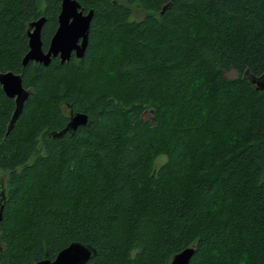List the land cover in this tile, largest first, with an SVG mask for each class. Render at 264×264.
<instances>
[{"label":"trees","instance_id":"1","mask_svg":"<svg viewBox=\"0 0 264 264\" xmlns=\"http://www.w3.org/2000/svg\"><path fill=\"white\" fill-rule=\"evenodd\" d=\"M78 1L83 56L23 66L28 24L45 17V51L61 0H0V72L29 90L6 135L0 85V264L73 241L95 249L86 264L187 247V264H264V0ZM71 112L87 123L53 135Z\"/></svg>","mask_w":264,"mask_h":264},{"label":"water","instance_id":"2","mask_svg":"<svg viewBox=\"0 0 264 264\" xmlns=\"http://www.w3.org/2000/svg\"><path fill=\"white\" fill-rule=\"evenodd\" d=\"M93 10L89 9L84 13V8L78 0H61L60 11L57 16L58 25L50 38L47 49H42L41 29L45 22L42 16L28 24V51L22 58V65L28 62H37L47 66L52 58H59L61 63L68 61L72 55L81 58L88 42L90 22ZM250 78V77H249ZM264 79L251 78V82L264 87ZM0 85L9 99H13L15 108L10 118L6 135L19 116L24 101L28 98L29 90L23 86L22 77L13 71L0 72ZM69 122L64 129L53 135L60 137L66 131H74L78 126L85 125L88 116L85 113H73L69 115ZM3 196V193H2ZM2 205L0 207V214ZM194 252L193 247H187L176 253L170 264H187ZM95 254V249L79 241H73L62 248L53 259L48 257L33 264H86Z\"/></svg>","mask_w":264,"mask_h":264},{"label":"rangeland","instance_id":"3","mask_svg":"<svg viewBox=\"0 0 264 264\" xmlns=\"http://www.w3.org/2000/svg\"><path fill=\"white\" fill-rule=\"evenodd\" d=\"M123 3H125L124 0H120ZM131 9H132V18L133 19H140L144 16L145 12H143L140 8H138L136 5H130ZM236 74L234 72H230L227 74L228 77H234ZM263 81H261V83H263ZM164 157H158L155 161V165L156 167H158L163 161H164ZM0 176L1 178L3 177L2 172H0Z\"/></svg>","mask_w":264,"mask_h":264},{"label":"flooded vegetation","instance_id":"4","mask_svg":"<svg viewBox=\"0 0 264 264\" xmlns=\"http://www.w3.org/2000/svg\"><path fill=\"white\" fill-rule=\"evenodd\" d=\"M87 11H88V10H85V9H84V13H86ZM42 27H43V26H42ZM41 31H42V29H41Z\"/></svg>","mask_w":264,"mask_h":264}]
</instances>
